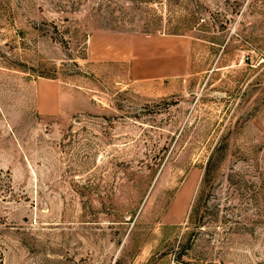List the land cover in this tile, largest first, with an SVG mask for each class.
Here are the masks:
<instances>
[{
    "label": "rangeland",
    "instance_id": "obj_1",
    "mask_svg": "<svg viewBox=\"0 0 264 264\" xmlns=\"http://www.w3.org/2000/svg\"><path fill=\"white\" fill-rule=\"evenodd\" d=\"M0 264H264V0H0Z\"/></svg>",
    "mask_w": 264,
    "mask_h": 264
},
{
    "label": "crops",
    "instance_id": "obj_2",
    "mask_svg": "<svg viewBox=\"0 0 264 264\" xmlns=\"http://www.w3.org/2000/svg\"><path fill=\"white\" fill-rule=\"evenodd\" d=\"M141 45H144L143 54L141 53L140 48L138 47ZM125 46L126 50L125 52L121 53V58L134 57L133 67L137 68L136 70L139 69L138 67L140 61L139 59L136 60L139 56H141L142 58L146 56L144 57V60L146 65H148L146 66L147 70L157 71L158 73L169 71L171 68H173V65L175 64V61L173 60L175 59V54L170 53L168 48L161 47L158 44L153 49L150 40L147 43L143 44L139 37L131 35L128 38L126 37Z\"/></svg>",
    "mask_w": 264,
    "mask_h": 264
}]
</instances>
